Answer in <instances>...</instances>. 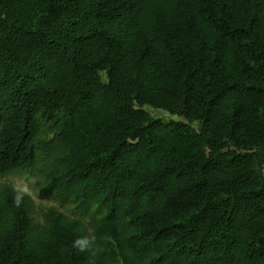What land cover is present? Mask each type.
Returning <instances> with one entry per match:
<instances>
[{"label": "trees", "instance_id": "obj_1", "mask_svg": "<svg viewBox=\"0 0 264 264\" xmlns=\"http://www.w3.org/2000/svg\"><path fill=\"white\" fill-rule=\"evenodd\" d=\"M89 228L95 264H264V0H0V264Z\"/></svg>", "mask_w": 264, "mask_h": 264}, {"label": "clouds", "instance_id": "obj_2", "mask_svg": "<svg viewBox=\"0 0 264 264\" xmlns=\"http://www.w3.org/2000/svg\"><path fill=\"white\" fill-rule=\"evenodd\" d=\"M13 192L15 193L13 198L14 205L19 208L23 203L25 197H31L33 195L31 183L27 178H21L17 180L13 185ZM72 247L81 253L89 254L88 264H95V257H97L103 249L96 243V236L94 229L89 228L88 234L78 236L73 242Z\"/></svg>", "mask_w": 264, "mask_h": 264}, {"label": "rangeland", "instance_id": "obj_3", "mask_svg": "<svg viewBox=\"0 0 264 264\" xmlns=\"http://www.w3.org/2000/svg\"><path fill=\"white\" fill-rule=\"evenodd\" d=\"M153 113H155V112H153ZM21 178H23L21 175H13V176H10V177H8V178H6V179H3V180H5V181H8V182H10L12 185H14V183L17 181V180H19V179H21ZM29 181H30V183H31V187H32V191H33V195L31 196L36 202H39V204L40 203H45V204H54V205H56V206H58V201H55V200H51V199H39V198H37V196H35V191H34V186H33V184H34V182H35V179H29Z\"/></svg>", "mask_w": 264, "mask_h": 264}]
</instances>
